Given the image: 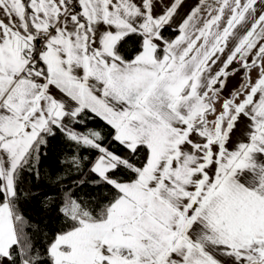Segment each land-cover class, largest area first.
Masks as SVG:
<instances>
[{
	"label": "snow or ice",
	"instance_id": "6c2138e0",
	"mask_svg": "<svg viewBox=\"0 0 264 264\" xmlns=\"http://www.w3.org/2000/svg\"><path fill=\"white\" fill-rule=\"evenodd\" d=\"M0 264H264V0H0Z\"/></svg>",
	"mask_w": 264,
	"mask_h": 264
}]
</instances>
